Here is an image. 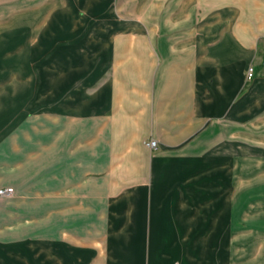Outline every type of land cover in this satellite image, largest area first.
I'll use <instances>...</instances> for the list:
<instances>
[{
  "label": "crops",
  "instance_id": "0c3cea01",
  "mask_svg": "<svg viewBox=\"0 0 264 264\" xmlns=\"http://www.w3.org/2000/svg\"><path fill=\"white\" fill-rule=\"evenodd\" d=\"M2 18L92 37L54 48L38 91L0 60V264H264V0H0Z\"/></svg>",
  "mask_w": 264,
  "mask_h": 264
},
{
  "label": "rangeland",
  "instance_id": "374dc122",
  "mask_svg": "<svg viewBox=\"0 0 264 264\" xmlns=\"http://www.w3.org/2000/svg\"><path fill=\"white\" fill-rule=\"evenodd\" d=\"M1 22L6 23L5 25V34L1 35L0 37V46H2V49H0V60L5 59L6 64H10L11 71H14L18 69L17 73L21 76H27L30 75L32 77V81H35V77L38 75L41 77V74L44 73L45 70V60L48 58V55L52 53V50L54 48H57L61 45H75V48H77L78 45H85L92 36H85V35H63V34H34L26 29L27 23L29 22L27 19L24 20H14V18H9L4 20V18L0 19ZM10 22V24H7ZM12 22V24H11ZM40 20L37 22L39 23ZM34 25L35 27L40 24ZM26 30V32H25ZM32 31H35L33 29ZM88 37V38H87ZM94 37V36H93ZM87 38V40H86ZM46 44L48 45L46 47ZM77 45V46H76ZM79 49H77L78 52ZM68 53V51H66ZM3 53V54H2ZM78 56V55H77ZM19 61V66L16 68H13V64L15 62ZM44 64V65H43ZM8 66V65H7ZM34 76V77H33ZM44 78V77H43ZM37 85L34 89L35 91H38L41 89L39 78L36 77ZM27 83V82H26ZM34 86V84H33ZM28 101V100H27ZM32 103L31 105L37 104L35 108H33L32 114L28 115V117H32L34 115H39V113L44 112L45 105L42 104L39 99H32L29 100ZM28 104L27 106H29ZM154 141V140H150ZM156 142V141H155ZM157 144V142H156ZM157 149V146L154 150Z\"/></svg>",
  "mask_w": 264,
  "mask_h": 264
},
{
  "label": "built area",
  "instance_id": "2783aa9c",
  "mask_svg": "<svg viewBox=\"0 0 264 264\" xmlns=\"http://www.w3.org/2000/svg\"><path fill=\"white\" fill-rule=\"evenodd\" d=\"M253 76V69L249 68L247 71V78L250 79ZM149 148L155 149L157 146L155 141H148L146 144ZM14 190L12 188H0V198L12 196Z\"/></svg>",
  "mask_w": 264,
  "mask_h": 264
}]
</instances>
